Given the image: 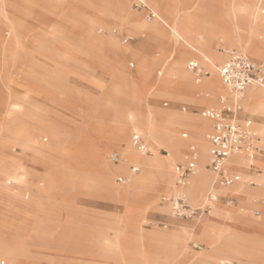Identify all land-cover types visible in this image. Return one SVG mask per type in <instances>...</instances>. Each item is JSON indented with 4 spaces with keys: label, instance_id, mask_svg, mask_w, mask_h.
Listing matches in <instances>:
<instances>
[{
    "label": "rangeland",
    "instance_id": "374dc122",
    "mask_svg": "<svg viewBox=\"0 0 264 264\" xmlns=\"http://www.w3.org/2000/svg\"><path fill=\"white\" fill-rule=\"evenodd\" d=\"M108 1L109 8H118V0ZM147 1L154 8L157 0ZM127 2L129 13L106 17L96 12L101 7L99 0H0V238L23 246L20 251L8 246L5 254L11 264H114L121 255L115 256V248L110 247L112 240L118 248L122 244L137 248L141 253L130 252L129 258H138L143 264L167 263L166 256L173 258L174 264H196L202 254L209 260L205 264H229L228 260L220 262L210 257L214 247L201 232L208 219L227 208L238 211L242 208V223L264 225L263 206L244 200L236 187L242 183L243 189L264 188V168L260 180L258 170L249 169L247 159L237 169L229 162V169L239 171L240 175V180L230 186L215 183V174L206 167L208 158L204 166L199 160L197 170H207L214 182L202 186L192 197L185 189L182 191L192 208L204 207L207 198L213 195L212 209L210 213L182 218L175 217L168 203L162 200L163 196L174 193L171 186H161L153 194L149 186L138 188L130 183L129 179L135 178L130 177L131 167L140 168L135 161L126 162V169L116 170L112 178L98 162L96 150L108 144L106 163L112 169L118 166L110 155L115 150L121 154V148L109 140L118 117L138 111L145 113L149 108L160 116L170 111L183 116L173 132L185 143L182 154L174 161L175 182V167L187 161L191 144L197 146L200 157L202 145L191 128L198 129L199 120L206 119L201 110L219 105V98L223 96L218 95L216 102L204 104L198 99L199 92L187 83L180 84L184 77L194 79L187 69V61L200 60L210 72L203 79H209L213 77V70L204 54L214 57L219 66L225 59L216 57H226L224 48L261 60L221 38L197 49L203 53L188 46L193 55L189 53L182 58L174 39L185 42L173 36L171 39L167 29L160 35L150 36L147 28L136 23L152 21H146L144 13L135 11L131 0ZM181 3L183 9L187 8L188 0ZM259 8L255 15L263 17ZM174 10L176 15L185 17L186 26L197 23L196 36L202 20L193 22L184 16L182 9ZM173 16L174 13L170 14ZM128 34L134 35L135 40L124 42ZM96 37L102 42L95 43ZM107 37L115 40L118 50L140 45L139 55L129 53L110 59L102 50ZM192 44L198 48L196 43ZM152 59L157 62L153 63ZM140 61H149L148 78L140 69ZM170 65L177 69L179 83L173 92L161 87V77ZM250 87L242 94L241 104ZM238 117L242 125L246 126L245 121L251 122L247 128L255 133L259 159L256 166L260 169V162L264 160V137L259 124L264 123V113L242 104ZM209 123L206 138L212 127ZM125 133L135 150L132 136L136 130L128 128ZM145 141L151 152L147 156H166L160 160L169 156L167 144ZM239 156L245 158V155ZM17 173L22 176H13ZM120 175H127L128 181L120 182ZM6 178H13L15 184H5ZM222 187L225 189L218 194ZM124 195L135 199L126 200ZM230 195L237 196L236 205L230 203ZM254 210H259L260 215H254ZM215 228L211 231L215 239L233 244L230 252L243 248L238 246L239 233L251 235L234 220ZM137 231L158 232L164 238L153 241L146 237L138 244ZM172 237L174 241L168 240ZM251 238L259 244L246 242L243 248L246 257L234 255L232 264H264V232H256ZM127 264L141 263L129 261Z\"/></svg>",
    "mask_w": 264,
    "mask_h": 264
},
{
    "label": "bare ground",
    "instance_id": "6f19581e",
    "mask_svg": "<svg viewBox=\"0 0 264 264\" xmlns=\"http://www.w3.org/2000/svg\"><path fill=\"white\" fill-rule=\"evenodd\" d=\"M182 0H157L154 2V9L158 12L159 18L152 21L150 24L142 21L136 23L139 26L145 27L149 30L150 36L152 34L161 33L164 30H168L171 33V36L177 37L180 40H183L185 44L198 52H202V50H197L204 48L210 41H208L211 35L220 36L222 39H226L229 41L228 45L241 47L246 52L250 53L252 56L257 57L259 59H264V17H257L255 14L257 9L264 5V0H227L230 5V17L233 20V27H220L216 28L209 20L202 19L201 26L199 32L196 36H189L186 32V19L183 16L176 15L173 19L165 17L162 12H164V7L169 4L173 5L175 8H180L184 11L186 15L192 12V9L197 7L201 8L205 11H197L195 14L196 16H200L202 12H207V6L215 3V1L220 2V0H188L187 8H182ZM101 7L96 10L98 14H104L106 9L109 8L110 4L108 0H99ZM171 2V3H170ZM118 9L121 11L120 14L126 15L129 13L127 11V0H118ZM255 7V8H254ZM241 15L247 17L246 20L240 18ZM235 30H239L241 32L236 33ZM95 43L99 44L102 42L99 38H95ZM193 43L198 45V48L194 46ZM228 51H226L227 53ZM204 57L209 60V66L213 70V77L209 79H202L200 82H196V79L193 77H189L188 84L191 86V89L195 92H199L201 95L199 99L200 102H204L206 104H210L212 102H216L218 100V95L223 96H231L230 91L228 88L223 84L222 80L220 79V74L217 71L219 64L213 60L214 57L211 59L209 56L204 54ZM209 57V58H208ZM145 65H149V61H145ZM172 65L168 67V71L164 76L161 77V87H168L170 88L169 92H173L176 90L178 80L176 79L177 70L170 69ZM144 73V77L148 78V68L141 69ZM176 80H173V79ZM178 83V84H176ZM223 93V94H222ZM243 106L246 108L251 107L252 109L255 107L256 109H261L264 113V90L262 88L257 87H250L247 91L246 97L242 100ZM162 116L159 115L154 109L149 108L146 110L145 113L136 112L130 113L127 115H123L125 120L118 121L116 124V128L109 138L110 142L118 145L121 148V158L118 163L116 169H112L108 167L105 159V150L108 144H105L103 148L96 150V155L98 162L104 166V168L108 171V175L112 178L113 173L118 170L122 171L126 169V162L128 161H135L137 165H140L141 172L135 178L129 179L130 183L133 186L138 188L141 187H148L150 183L156 177H160L157 168L158 163L156 162V158L154 156H147L146 154L150 153L149 145L148 153H141L139 152L136 147L135 151L133 149L132 144L130 143L128 137L126 136V130L130 128L131 130H136L137 134L142 133L143 139H151L155 141L157 144H167L169 148L170 154L166 159L160 160L162 165L167 170L168 176V185L171 186L174 193H179L182 189H185L190 197L200 189L202 186L212 184L214 182L213 175H211L207 170H202L198 168L195 174H193L190 178L189 185L184 188H179L176 186L173 180V167L175 159L180 156L183 152L184 142L177 138L174 134L175 128L180 125L179 123L183 119V116L180 114H175L170 111L161 113ZM200 124L198 129L191 128L194 131L198 138L200 139L201 143V154H200V163L205 164L208 156H209V149H208V141L207 138L204 137L207 129L210 126V123L206 119L199 120ZM259 129L261 131L262 136L264 137V123L259 124ZM140 135V134H139ZM206 138V139H205ZM246 160L243 156L234 155L231 156L229 159L230 164L234 168H240L243 161ZM15 177H21L22 174H14ZM215 177V176H214ZM175 179V178H174ZM5 184L11 185L15 184L13 178H6ZM238 190L241 191L242 198L248 202H254L257 199H264V188H256V189H243L242 183L236 184ZM230 186V185H229ZM225 187H222L217 192L221 194ZM176 190V191H175ZM18 191V190H17ZM37 193V192H36ZM126 200H134L133 196L124 195ZM217 194L214 192V197ZM1 203V202H0ZM231 203V202H230ZM264 209V206L262 207ZM236 208L230 209L227 208L226 210L222 211L221 216H218L217 213L214 217L208 219V223L206 226L202 227V235L209 239L210 244L214 247L212 252L210 253V257H214L218 259V261L228 260L229 264H232V259L234 255L246 257L247 252L243 250L244 246H246V242L254 241L251 237L256 232H264V225L263 224H246L242 223L240 217L242 216L241 212L244 213V209L241 208L238 211ZM234 220L242 229L246 231H250L251 235H244L243 233L238 234L239 240V247L242 248L240 251H231V247L233 244L230 242L223 240V239H215L212 234V229L215 230L216 226L221 225L223 222L232 221ZM160 235V234H159ZM161 238L164 236L160 235ZM170 241H174V238L168 239ZM256 245L259 244L257 241H254ZM181 246L185 248L183 242H180ZM172 248V247H171ZM170 248V249H171ZM207 250V249H205ZM6 252V251H5ZM249 254V253H248ZM162 256L161 254H159ZM168 257L167 263L159 262V264H174V259ZM208 257L202 256L198 257L195 261L196 264H205L207 263ZM257 263V262H256ZM191 264V263H190ZM252 264V263H251Z\"/></svg>",
    "mask_w": 264,
    "mask_h": 264
},
{
    "label": "built area",
    "instance_id": "2783aa9c",
    "mask_svg": "<svg viewBox=\"0 0 264 264\" xmlns=\"http://www.w3.org/2000/svg\"><path fill=\"white\" fill-rule=\"evenodd\" d=\"M133 9L145 12V20L150 22L159 18L158 12L149 4L147 0H132ZM260 14L264 17V6L259 8ZM134 37L127 35L124 41H132ZM229 58L221 64L217 71L231 93V96L221 97V104L211 107L202 112V115L212 119V130L207 134L209 156L207 165L215 174L216 180L222 185H233L240 180V175L233 173L228 168L229 159L234 155H245L252 159L255 150V133L245 125L240 124L238 112L242 109L241 96L250 85H258L264 88V61L258 62L250 58L242 51H228ZM187 69L194 75L197 82H200L209 74L203 64L196 59L187 62ZM132 141L136 149L141 153H148L149 149L144 139L137 133L132 136ZM121 154L113 151L110 159L114 163H119ZM199 150L195 145L190 146L188 159L185 163H180L175 169V184L179 188H184L189 184L190 178L196 173L199 162ZM140 171L139 166H133L132 172ZM119 181L126 183L128 178L120 176ZM211 194V193H210ZM231 203H236L235 196H229ZM210 199V201H209ZM171 204V210L175 217H190L210 213L213 195L207 198L204 207L192 208L188 202L187 195L181 191L173 193L167 199ZM209 201V202H208ZM254 215H260L259 210L253 211ZM200 248L199 245H195ZM248 264V263H241Z\"/></svg>",
    "mask_w": 264,
    "mask_h": 264
},
{
    "label": "crops",
    "instance_id": "0c3cea01",
    "mask_svg": "<svg viewBox=\"0 0 264 264\" xmlns=\"http://www.w3.org/2000/svg\"><path fill=\"white\" fill-rule=\"evenodd\" d=\"M131 2H132V0H131ZM171 3V2H170ZM133 7V6H132ZM202 9L200 8H197V7H195V8H193L192 9V13L191 14H189L188 15V17H189V19H191L193 22H199V21H201L203 18L204 19H207V20H209V22H211L216 28H220V27H229V28H232L233 27V20H232V18L230 17V14H229V11H230V5H229V2L227 1V0H220V2H218V1H215V3H213V4H211L210 6H207V8H206V10H207V12H202V14H200V16H196L197 14H195V12H197V11H201ZM136 11V10H135ZM202 11H205V10H202ZM120 10L118 9V8H115V7H110V8H108V9H106V11H105V16L106 17H109V16H111L112 14H115V13H117L118 15L120 14ZM137 12H139V13H144V18H145V12L144 11H137ZM158 12V11H157ZM172 13H174V16L173 17H170V14H172ZM158 14H160V12H158ZM162 14L165 16V17H168V18H170V19H173L175 16H176V11L174 10V6L173 5H169V4H167L165 7H164V12H162ZM120 15H122V14H120ZM195 16H196V18H195ZM240 18H242V19H244V20H246L247 19V17H245L244 15H241L240 16ZM187 28H185V30H186V32L188 33V35L189 36H194V34L198 31V26H197V23L195 24V26H192V25H187L186 26ZM165 31V30H164ZM164 31H162L161 33H163ZM167 32H168V35L170 36V38L171 39H174L172 36H171V33L167 30ZM161 33H159V35L161 34ZM128 35H132V34H128ZM125 36H127V35H125ZM124 36V37H125ZM133 37H134V35H132ZM216 38H221L219 35L217 36L216 35V33L214 34V35H211L210 37H209V39H208V41H210L211 43H212V41L214 40V39H216ZM222 39V38H221ZM134 40H135V37H134ZM176 42H177V44L179 45V53H180V55L182 56V58L185 56V55H187V54H189V53H193L192 51H191V49L185 44V43H181V42H179L178 40H176V39H174ZM123 41H124V38H123ZM133 41V40H132ZM132 41H128V42H132ZM125 42V41H124ZM128 42H126V43H128ZM227 42L229 43V41L227 40ZM102 50H103V52L105 53V52H107L108 53V56H109V58L110 59H117V57H119V56H121V55H125V54H129V53H131L133 56H135V57H137L138 55H139V52H140V50L139 49H141V46L140 45H138V48H133L132 49V47L131 46H127V47H125V48H123L122 50H118V48H117V46H116V42H115V40L113 39V38H110V37H107V40H106V42L104 43V45L102 46ZM228 50V48H224V50H223V52H225L226 53V51ZM230 51H238V50H236V49H233V50H230ZM193 55V54H192ZM250 57V56H249ZM217 59H225V61H227L228 60V58H229V54H228V52L226 53V57H219V56H217L216 57ZM250 58H252L253 60H255V61H258V62H261V61H264L263 59H261V60H256L255 58H253V57H250ZM142 59H150L149 57H142ZM192 59H196V58H192ZM153 60V63L154 62H157V59H152ZM189 60H191V59H189ZM188 60V61H189ZM196 60H198V59H196ZM187 61V62H188ZM200 61V60H199ZM225 61H223V63L225 62ZM201 62V61H200ZM223 63H221V64H223ZM140 69H147L148 68V66L149 65H145L144 64V62H142V61H140ZM187 64V63H186ZM174 69V70H177L176 68H175V66L174 65H172L171 67H170V69ZM159 74H161V72L159 71ZM208 75H210V72H209V74ZM207 75V76H208ZM195 78V77H194ZM221 78V77H220ZM222 80V79H221ZM188 82H189V78L188 77H184V79H182V81L180 82V84L182 83H187L188 84ZM197 82V81H196ZM223 82V81H222ZM224 84V83H223ZM225 85V84H224ZM250 86H253V85H250ZM249 86V87H250ZM256 86H258V85H256ZM260 87V86H259ZM134 98L136 97V95L135 96H133ZM221 97H223V96H220V103H219V105L221 104ZM201 103H204V102H201ZM166 105H168V101L165 103ZM204 104H206V103H204ZM219 105H217V106H219ZM217 106H209V107H204L202 110H201V115H202V112L204 111V110H207V109H209V108H211V107H217ZM121 114H122V112H121ZM203 116V115H202ZM204 118H206V119H208L209 121H211V123H212V127H213V121H212V119H210V118H208V117H205V116H203ZM120 118V119H119ZM124 118H126V117H124L123 115H121L120 117H118V121H124L125 119ZM246 122V127H250V121H245ZM212 127H211V129H210V131L212 130ZM209 131V132H210ZM208 132V133H209ZM207 133V134H208ZM135 134V133H134ZM133 134V135H134ZM186 136H187V134H186ZM145 141V140H144ZM133 142V141H132ZM146 142V141H145ZM147 143V142H146ZM148 144V143H147ZM134 145V144H133ZM191 145H195V144H191ZM190 145V146H191ZM196 146V145H195ZM135 147V146H134ZM197 147V146H196ZM257 148L258 147H256L255 148V150H254V152H253V156H252V159L251 158H249V157H247V156H245V159H247V162H250L248 165H249V169H254L255 171H257L258 170V175H259V179L261 180V179H263V177L261 176V174L263 173V168H264V160H262L260 163V166L262 167V168H257V166H256V164L258 163V161H259V159H258V157H257ZM189 152H190V147H189V151H188V155H187V158H188V156H189ZM151 153V152H150ZM154 156H155V160H156V162L158 163V168H157V172H158V174H159V176L160 177H156L155 179H153V181L150 183V185H149V189H150V191H151V193H153L154 194V192L159 188V187H161V186H169L168 185V176H167V170H166V168L162 165V163H161V161H160V159L161 158H164V157H166V156H157V155H155L154 154ZM199 163V162H198ZM180 164V163H179ZM228 165H229V163H228ZM135 166V165H134ZM133 167V166H132ZM132 167H131V174H130V177H136L138 174H136V175H134V173L132 172ZM206 167H208L209 168V166L207 165V163H206ZM229 168V167H228ZM175 169H176V167H175ZM210 169V168H209ZM140 170H141V168H140ZM211 170V169H210ZM231 172H233V173H238L239 171H236V170H230ZM141 172V171H140ZM212 172V171H211ZM214 174V173H213ZM252 175V174H251ZM120 176H125V177H127L128 178V176L127 175H120ZM119 176V177H120ZM118 177V178H119ZM175 178H176V174H175ZM119 180V179H118ZM215 183H218L217 182V180H216V176H215ZM252 184V183H251ZM222 185V184H221ZM122 188H124V187H122ZM259 188V187H258ZM230 196H232V195H230ZM233 196H235V195H233ZM236 197V199H237V196H235ZM123 198V197H122ZM168 199V197L167 196H163V198H162V200L164 201V202H166V203H168V205L171 207V204H170V202L167 200ZM124 201H125V199H124ZM255 203H258V204H261V206H264V199H257L256 201H254ZM237 203V202H236ZM236 203H234V204H232V205H236ZM130 204V203H129ZM217 213V212H216ZM221 211L220 212H218L217 213V215L218 216H221ZM178 218V217H177ZM135 239H136V242L139 244V243H141V242H143V238H149V239H152L153 241H158L159 239L161 240V237H160V235H159V233L158 232H154V233H150V232H148V233H143L142 231H137L136 232V235H135ZM8 246H9V248L11 247V248H14L15 250H21V248H23V246H22V244H10L6 239H4V238H0V264H11V262L9 261V259H7L6 257V254H5V251H7V248H8ZM113 247V248H115V250L113 251L114 252V254H115V256L116 255H119V253H120V255H121V258H119L118 260H116L115 261V263L114 264H127L129 261H134V262H137V263H141V264H143L142 262H139V259L137 258L136 260H133V259H131V258H129V253L130 252H136V253H141L140 251H138V249L136 248H131V247H129L127 244H122V247H120V248H118L117 247V245H116V243H113V240L110 242V247ZM19 253H21V252H19Z\"/></svg>",
    "mask_w": 264,
    "mask_h": 264
}]
</instances>
